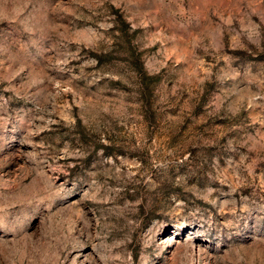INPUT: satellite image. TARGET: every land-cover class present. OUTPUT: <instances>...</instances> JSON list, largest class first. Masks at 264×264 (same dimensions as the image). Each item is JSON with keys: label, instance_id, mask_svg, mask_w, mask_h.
<instances>
[{"label": "rangeland", "instance_id": "1", "mask_svg": "<svg viewBox=\"0 0 264 264\" xmlns=\"http://www.w3.org/2000/svg\"><path fill=\"white\" fill-rule=\"evenodd\" d=\"M0 264H264V0H0Z\"/></svg>", "mask_w": 264, "mask_h": 264}]
</instances>
